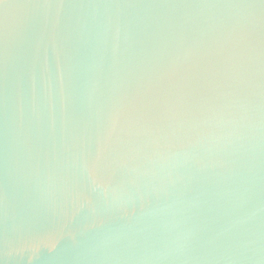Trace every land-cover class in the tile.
Listing matches in <instances>:
<instances>
[{
	"label": "water",
	"instance_id": "1",
	"mask_svg": "<svg viewBox=\"0 0 264 264\" xmlns=\"http://www.w3.org/2000/svg\"><path fill=\"white\" fill-rule=\"evenodd\" d=\"M0 264H264V0H0Z\"/></svg>",
	"mask_w": 264,
	"mask_h": 264
}]
</instances>
